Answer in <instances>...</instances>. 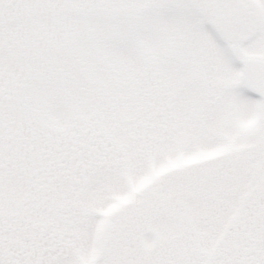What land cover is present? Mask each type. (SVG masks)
Returning <instances> with one entry per match:
<instances>
[{
	"label": "snow or ice",
	"instance_id": "obj_1",
	"mask_svg": "<svg viewBox=\"0 0 264 264\" xmlns=\"http://www.w3.org/2000/svg\"><path fill=\"white\" fill-rule=\"evenodd\" d=\"M0 264H264V0H0Z\"/></svg>",
	"mask_w": 264,
	"mask_h": 264
}]
</instances>
